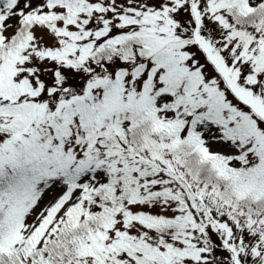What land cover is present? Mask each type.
Segmentation results:
<instances>
[{
    "label": "snow or ice",
    "instance_id": "snow-or-ice-1",
    "mask_svg": "<svg viewBox=\"0 0 264 264\" xmlns=\"http://www.w3.org/2000/svg\"><path fill=\"white\" fill-rule=\"evenodd\" d=\"M0 264H264V0H0Z\"/></svg>",
    "mask_w": 264,
    "mask_h": 264
}]
</instances>
